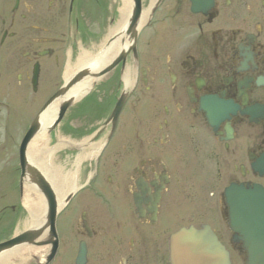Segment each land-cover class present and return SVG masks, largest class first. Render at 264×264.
<instances>
[{
    "label": "flooded vegetation",
    "instance_id": "obj_1",
    "mask_svg": "<svg viewBox=\"0 0 264 264\" xmlns=\"http://www.w3.org/2000/svg\"><path fill=\"white\" fill-rule=\"evenodd\" d=\"M87 1L0 0V143H7L13 164L0 170V227L10 220L15 229L27 214L25 198L34 203L39 195L37 177L23 175L22 162L49 180L47 161L29 155L35 139L23 158L22 144L63 85V70L71 64L67 52L70 49L71 61L78 48L73 34L87 25ZM128 3L129 16L134 11L138 15L126 63L112 71L121 89L115 104L129 65V91L115 135L130 100L129 126L126 134L121 132L116 151L101 155L95 171L91 157L70 179V198L81 189L88 194L73 208L66 232L58 228L62 211L58 214V245L48 264H170V236L202 224L194 222V183L187 184L181 175L183 154L210 168L219 198L213 209H219L229 233L225 246L242 254L241 242L228 229L223 193L229 186L264 188V0ZM70 110L47 135L50 150L59 147L57 136L56 142L51 139L57 132L71 137ZM41 129H47L46 120ZM63 141L61 151L66 152L69 142ZM93 177L96 181L88 187ZM220 181L226 186H217ZM203 224L220 239L208 221ZM51 248L33 255L32 264H46Z\"/></svg>",
    "mask_w": 264,
    "mask_h": 264
},
{
    "label": "water",
    "instance_id": "obj_2",
    "mask_svg": "<svg viewBox=\"0 0 264 264\" xmlns=\"http://www.w3.org/2000/svg\"><path fill=\"white\" fill-rule=\"evenodd\" d=\"M137 15V11L132 12L124 24V33L121 36L123 44L124 42L129 43L134 36ZM118 34L116 33L108 39L102 51L97 55V61L90 62L88 64L91 65L87 64L76 70L41 110L23 141L22 158L26 152L27 144L40 133L52 131L59 124L66 111L81 99V95L74 92V88L78 84L91 82L90 91L102 77L110 73L120 62L125 63L129 50L128 44L123 46L110 61H105L108 49L118 38ZM125 99V94L121 95L103 128L108 124H111L113 128L115 127ZM55 104L58 106L56 117L49 123L47 129L42 131L41 123L44 120L45 113ZM21 167L23 175L28 172L37 177L38 191L46 204V215L44 221L39 225L31 226L28 230L1 243L0 254L15 247H45L50 245L52 248L45 257L46 264H48L57 250L55 223L60 203L56 198L52 185L40 171L36 170L27 161L26 164L22 162ZM225 196L230 209L229 226L237 234V236H234L235 240L243 243L247 253L245 264H264V189L231 186L226 190ZM169 249L170 264H231L230 253L221 245L207 225H202L198 229L193 227L182 228L170 237Z\"/></svg>",
    "mask_w": 264,
    "mask_h": 264
},
{
    "label": "rangeland",
    "instance_id": "obj_3",
    "mask_svg": "<svg viewBox=\"0 0 264 264\" xmlns=\"http://www.w3.org/2000/svg\"><path fill=\"white\" fill-rule=\"evenodd\" d=\"M95 0H88L86 10L84 11V18L87 20L84 25V30H82L79 34L75 35L77 40V49L73 53V58L70 60V49L67 52V60L69 65H74L82 51L87 52L88 54L95 56L98 51H100L107 40L109 39V30L113 25L119 20L118 8L121 5V0H97V3H94ZM96 21V22H95ZM93 22V23H92ZM98 26H97V25ZM86 35V36H85ZM84 36V37H83ZM82 39V40H81ZM66 60V63H67ZM67 63V65H68ZM66 65V66H67ZM66 68V67H65ZM65 68L63 72L65 71ZM129 68V65H126V70ZM125 70V72H127ZM63 76V75H62ZM125 75L123 76V78ZM114 74L111 72L110 74L103 77L99 84H97L92 90H90L88 95L80 100L79 103L76 104L74 109H71L69 112V119L67 124H70V138H63V133L57 132L60 134H55L51 139L55 138L60 142V147L68 141L69 142V150L68 151H52L49 148L53 147L52 142L49 145L43 143L41 145L42 152L40 157L43 158L44 161H47L46 167L55 169L58 166H63L68 156L72 154L71 159H76L77 155L76 151H82L83 148L80 146L82 142L85 143L84 148L87 151H84L85 154L92 153L90 147L96 144H102L106 141V138L109 134L108 127L103 131L102 135L99 137L97 141L95 140V132L103 125L105 120L107 119L113 105L115 97L119 94L121 89L116 87V82H114ZM88 82V81H87ZM41 101V99H40ZM132 101L129 100L128 105L129 108L125 115L129 117L130 108L132 105ZM123 114V115H124ZM121 117L120 125H119V133L111 138L108 142V145L102 152V157L108 156L111 151H116L117 144L119 143L122 135L121 132L126 134L127 127L129 126V119ZM131 125V123H130ZM64 126H61L60 131L64 132ZM59 136V137H58ZM53 139V142H56ZM183 142L187 144V140L184 139ZM74 146H73V145ZM72 145V146H71ZM7 149V143H0V170L11 169L13 164L8 156L9 151ZM94 152V151H93ZM188 151H184L187 153ZM192 153V151H189ZM31 155L32 151L30 152ZM54 153V154H52ZM76 155V156H75ZM196 156V155H194ZM71 161V164H73ZM78 161V160H77ZM82 161V160H81ZM90 159L87 157V162ZM202 161L195 159L194 157H190L188 154H183V162L181 165V175L184 181L187 184L191 182L194 183V222L196 224L209 222L217 231L220 236V239L224 242V244H228L229 233L222 226L221 217L219 214V209H213V205L219 201L217 191L215 189V183L213 182V178L211 176V170L207 165H204ZM15 163V162H13ZM87 164V163H86ZM56 166V167H55ZM85 167L87 165H84ZM83 167V166H82ZM98 167L97 162H93L91 168L95 171ZM87 168V167H86ZM79 173L78 171H71L70 179L76 176ZM9 176V175H8ZM95 176V175H94ZM8 179H12V177H8ZM96 179L94 177L91 179L88 187L94 185ZM227 182L220 181L217 182V186L222 185L225 187ZM221 186V187H222ZM189 189L186 194H183V199L189 200L188 197ZM88 194V189H81L77 191L67 202L64 209L62 210L61 217L59 218V229L61 231L66 232V221L70 218L71 212L73 208ZM192 195V193H191ZM193 198V197H192ZM190 198V199H192ZM3 215V213L1 214ZM26 216L23 215L20 220H22ZM58 225V224H57ZM20 226V227H18ZM18 229L16 232H21L25 230L22 227V223L19 222ZM222 227V229H221ZM12 222L10 220H6L4 224L0 227V238L9 237L12 233ZM64 234V233H62ZM73 237V236H72ZM74 238V237H73ZM30 260H26L24 262H16L15 264H32ZM244 255L242 256L236 250L231 251V260L232 264H243Z\"/></svg>",
    "mask_w": 264,
    "mask_h": 264
},
{
    "label": "bare ground",
    "instance_id": "obj_4",
    "mask_svg": "<svg viewBox=\"0 0 264 264\" xmlns=\"http://www.w3.org/2000/svg\"><path fill=\"white\" fill-rule=\"evenodd\" d=\"M120 3L121 5L118 8L119 20L113 25L114 27L110 28L109 35H108V37H111L112 35L119 33L118 38L110 45L105 61H110L113 57H115V55L120 51V49L123 46L128 44V42H124V44L122 43L121 36L124 33L123 27H124L125 20L130 12V6L128 3V0H121ZM101 51H98V55ZM96 57L98 56L97 55L92 56L88 54L87 52L82 51L76 63L73 66L69 65L66 68L64 72V79L67 80L77 68L87 65L90 62L93 63L97 61ZM88 65H91V64H88ZM124 80H125V86L126 87L129 86L127 77H125ZM90 86H91V82H82L78 84L76 88H74V92L79 93L82 96L87 91H89ZM54 115H55V111L51 110L48 113H46L45 119H50ZM39 141H40L39 143L35 142L32 145V150H33L32 156L34 159H37V155L38 154L40 155L43 152L40 149V143L42 142V140H39ZM85 143H87V141H85ZM85 143L82 142V144H80V146L83 148L82 151H87L86 149L89 148V147L84 148ZM100 146H101V143L92 145V148L90 147V149L91 151H95V153H97V151H99L100 149ZM90 154L91 153H87L83 155L82 153L81 156L77 158L78 163H81V160H84L87 157L90 158L91 156ZM66 165L67 164H64L63 166L60 165L58 167L55 166L56 167L55 169L44 168V171L46 172V176L49 179L52 187H54V190L59 200L64 198V196L73 188V183L69 179V174L71 172L70 171L65 172ZM43 166L45 165L43 164ZM28 197L29 196H27V198H25L24 200V206L26 207V209H28L29 216L22 223L23 227L32 226L42 221L41 218L43 217V214L45 211L44 201L41 198H39V195L34 198V201H36L34 204L32 203V201L28 199ZM43 252H44V249H41V248L15 247L5 253L0 254V264H15L16 262H24L27 258L33 255L40 256Z\"/></svg>",
    "mask_w": 264,
    "mask_h": 264
}]
</instances>
